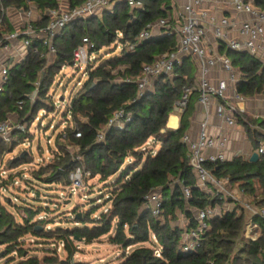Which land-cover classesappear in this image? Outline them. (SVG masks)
Wrapping results in <instances>:
<instances>
[{
  "label": "trees",
  "instance_id": "trees-1",
  "mask_svg": "<svg viewBox=\"0 0 264 264\" xmlns=\"http://www.w3.org/2000/svg\"><path fill=\"white\" fill-rule=\"evenodd\" d=\"M83 0H69L70 5ZM143 9L130 11L125 4H116L112 13L105 12L100 18L90 17L87 20H74L63 29L62 35L54 40L56 56L54 62L45 66V61L38 53L28 51L25 58L11 66L7 80L0 90V121L7 113L17 111L20 120L31 122L38 109L48 108L45 102L47 90L54 76L63 65H74L73 50L88 35L95 43L98 52L103 46L114 41L120 43L118 55L99 59L100 62L89 64L88 78L70 100L68 111L72 121L76 123L80 136L75 137L71 127L57 136L55 156L46 164L39 163L31 171V178L40 182H59L66 184L67 172L75 165V157H79L90 177L98 176L107 183L108 191L105 202H109L106 212L102 211L92 217V211H72L74 227L45 228L40 221L34 219L39 210H28L17 223L12 215L0 210V244L1 257L14 253L20 258L17 264H55L59 260L56 249H50V255L42 258L28 256V248L24 247L27 233L43 242L57 243L63 241L68 264L76 246L74 240L91 242L107 233L116 220V229L110 242L120 245L123 252L127 246L149 241L151 233L155 234L161 245V256L156 257L151 247L136 246L130 252L123 253L119 264H264L259 254L264 246V222L259 219L262 232L255 241L242 237L244 213L236 209L227 211L222 217L209 221V228L201 234L200 243L193 249L184 251L182 235L184 229L172 225L178 212L192 216V208L205 205H222V199L210 196L195 185L190 167L187 165L188 149L181 137L188 129L190 117L194 111L197 93L193 91L186 108L180 114L179 126L176 129L166 128L172 105L181 95L183 85H193L195 66L189 58H184L181 65L174 70L172 78L161 76L154 81L153 88L138 95L133 81H124L127 76L140 73L144 63L150 62L156 55L175 48L173 36H152L137 40L140 31L147 23L165 15V8L170 7L171 0H142ZM5 7L25 10L29 3L43 12L57 5V0H0ZM254 4L264 10V0H253ZM45 18L41 23L45 22ZM10 30L8 19L3 17L0 27V42L5 31ZM121 32V36L117 33ZM132 46V48H129ZM233 54L231 61L242 72V78L236 83V90L245 97L264 93V64L245 52ZM122 65V69L113 72ZM40 77L38 98L30 103L25 100L21 109L15 104L23 99L24 93L33 90L34 81ZM120 80H115L118 78ZM50 104V105H49ZM49 106H52L49 103ZM123 108L130 112L131 119L123 129L106 123L112 113ZM26 116V117H25ZM238 121L243 124L248 137L257 146V140H264V133L251 129L250 124L264 128V119L257 121L246 114H238ZM104 129V139L96 140V133ZM20 142L27 138V131H15ZM156 140V152L142 150V145L149 139ZM61 139L63 143H60ZM4 141L0 140V162L5 153ZM19 142V141H18ZM17 143V142H15ZM73 146L71 154L66 147ZM11 165L13 161H9ZM217 177L227 176L229 181L238 184L245 193L256 201L264 198V160L259 158L252 162L241 157L209 166ZM64 170V174L59 172ZM21 174L10 173L8 179ZM114 177V178H113ZM179 181V182H178ZM25 182L32 183L28 178ZM181 186L190 187L187 201L182 195ZM160 190L165 197L162 202V218L156 219L147 209H142L144 196L151 190ZM34 193H37L34 192ZM77 222V224H75ZM190 226L194 225L193 220ZM41 227V228H36ZM36 240V239H35ZM36 242V241H35ZM9 259L4 261L8 264Z\"/></svg>",
  "mask_w": 264,
  "mask_h": 264
},
{
  "label": "built area",
  "instance_id": "built-area-1",
  "mask_svg": "<svg viewBox=\"0 0 264 264\" xmlns=\"http://www.w3.org/2000/svg\"><path fill=\"white\" fill-rule=\"evenodd\" d=\"M118 3L126 4L130 11L144 8L142 0H83L73 5L66 0H57L56 6L47 8L43 12L39 11V15L35 16L34 12L37 8L32 3L22 10L5 7L0 2V27L3 17H7L9 11L17 18L14 29L3 34L0 47L9 49L8 47L11 46L12 53L9 57L17 62L22 61L28 51L38 53L47 66L54 62L56 56L54 40L62 35L64 27L69 22L85 21L90 17L100 18L107 11L112 13ZM43 17L46 21L42 24ZM117 35L121 36V32ZM165 35L174 37L175 48L156 55L150 62L142 65L139 74L127 76L124 81H133L138 95H141L146 90L152 89L154 81L159 77L172 78L175 75V68L181 65L184 58H189L195 66L194 82L193 85L182 86L180 97L172 105V112L181 114L187 106L191 93L195 91L198 104L206 109L214 103L215 115L228 127L236 125L235 118L245 112L244 103L248 97L236 90V83L242 78V72L233 65L227 52H245L264 64V10L256 6L253 0H171L170 7L165 8V15L147 23L138 34L137 40ZM220 48L225 51L220 52ZM97 53L95 43L85 35L73 50L74 64H84L88 74L87 66L94 62ZM10 66L6 60L0 63V90L3 87L1 84L4 85L7 80ZM39 86L40 77L34 81L30 93H24L23 99L16 100L15 104L19 109L22 108L25 100L32 103L38 98ZM130 119V112L119 108L109 117L105 128L113 126L116 129H123ZM70 127L75 137L80 136L74 121ZM24 130V120L12 121L6 118L0 121V138L4 141L17 140V134L14 132ZM27 139L21 141L22 145L30 146ZM103 139L104 129L96 133L97 141ZM181 141L188 149L187 165L191 169L195 185L206 194L222 199V205L225 200L236 203L233 209H236L238 214L243 212L245 217L242 237L250 241L257 240L262 232L258 221L260 219L264 222V198L260 202L238 200L226 188L230 182L229 178L215 176L209 167L226 161V134L222 131L216 135L210 134L207 131V122L203 120L199 123L195 137L185 132ZM155 143L154 138H149L141 149L150 151L154 155ZM255 151L258 157L264 160V140L259 143ZM75 161V165L66 176L70 195L76 193L78 187H83L90 176V171L84 168L78 156L75 157ZM4 174L5 171L0 169V193L18 184L16 176L9 181L8 175L4 176ZM19 176L24 180L27 177L25 173ZM181 189L187 205L190 187L181 186ZM241 192L244 190L241 189ZM164 198L160 190H151L144 196L142 207L149 210L154 218L163 220ZM7 200L10 201V198ZM222 205L192 208V216H184L186 223L182 235L184 251L193 250L200 243L201 234L209 228L210 220L222 217L227 211L233 210H227ZM107 209L108 207L103 211L106 212ZM37 219H46V215H37ZM191 220L194 222L193 226L189 225ZM46 228L49 229L50 226L46 225ZM31 241L33 242V239ZM149 242L153 255L160 257L162 247L155 234L151 233ZM63 244V241L57 242V249L63 248ZM129 247L125 248V252ZM259 254L264 258V246L260 247Z\"/></svg>",
  "mask_w": 264,
  "mask_h": 264
},
{
  "label": "rangeland",
  "instance_id": "rangeland-1",
  "mask_svg": "<svg viewBox=\"0 0 264 264\" xmlns=\"http://www.w3.org/2000/svg\"><path fill=\"white\" fill-rule=\"evenodd\" d=\"M11 18H14L13 15H11ZM120 49L121 46L118 41L101 47L94 62L91 64L97 65L101 59L118 55ZM237 54L235 53L234 56ZM227 55L231 58L233 54L228 53ZM122 68V65L117 66L113 72ZM87 76L86 67L82 63H75L73 66H61L47 90L48 98L44 99L46 103H51L52 106L47 104L48 108L36 111L31 122L25 121V131L27 133L24 135L27 136L30 146L22 145L20 138H18L20 137L19 135H17V140H13L12 142L3 140L5 153L2 155L0 169L5 171L4 176L10 173H25L27 175L26 179L28 178L32 182H25L24 179L20 178L19 174L16 176L18 184L10 186L7 191L0 193V210L10 213L17 223L22 222V216L26 214L24 211L28 213V210L22 208L25 207L27 209L39 210L36 213L37 215H46L45 221H40L45 228L46 225H49L53 229L57 227L72 228L75 226L72 220V211L74 209L80 214L81 212L91 210V216L94 217L110 204L109 202H105V194L108 191L106 185L111 178L108 179L107 183H104L98 179V176H89L85 181V185L81 188L78 187L76 189L77 192L72 195L68 194L67 185L61 181L40 182L31 178V171L36 169L39 163L46 164L51 161L59 149L56 144L58 134L66 126L70 127L73 122L68 111L70 100L86 81ZM115 80L120 79L118 77ZM58 141L63 143L61 139H58ZM74 149L71 145L66 147V150L71 154L74 152ZM24 150L27 153L22 158L20 155ZM10 160L15 161L13 165L9 162ZM36 191L37 193H34ZM7 198H10V201ZM37 215L34 216L33 220L37 219ZM180 218L181 215L178 212L177 218L171 221L172 225L183 226L179 220ZM115 229L116 220H113L110 230L98 239L91 242L74 240L73 245L77 249L73 253L71 261L77 264H119L123 258V253L130 252L134 247L140 245L151 247L150 242L146 241L133 244L126 252L125 249L123 252L120 245L110 242V237L114 235ZM24 238V247L28 248V256H35L40 259L44 255H50V249L55 248L58 260H67L66 251L63 248L57 249L56 243L55 245L52 244V240L43 242L42 238H37L31 233H27ZM31 239H33V242ZM2 248L3 246L0 244V251H2ZM7 259H9L8 264H17L20 260L14 253H7L0 258V264H4V261Z\"/></svg>",
  "mask_w": 264,
  "mask_h": 264
},
{
  "label": "crops",
  "instance_id": "crops-1",
  "mask_svg": "<svg viewBox=\"0 0 264 264\" xmlns=\"http://www.w3.org/2000/svg\"><path fill=\"white\" fill-rule=\"evenodd\" d=\"M69 1V0H66ZM7 19L10 25V30L12 31L14 29V26L17 21L16 17L11 18V15H14L13 12H8ZM35 16L39 15V10H35L34 12ZM7 32V31H5ZM4 32V33H5ZM1 46V45H0ZM9 49L0 47V63L6 62L9 63V65L13 66L16 64L17 61H12L9 55L12 53V47L9 46ZM224 49L220 48L219 51L223 52ZM10 66V67H11ZM220 75V74H219ZM3 86V83L1 84ZM3 88V87H1ZM245 112L242 114H246L250 116L253 119H257V121L264 119V93H257L251 97H248L247 100L244 103ZM173 117L174 121L173 123H169L170 118ZM6 118L11 119L12 121H21L19 118V114L17 111L9 112L7 113ZM5 118V119H6ZM236 125L232 127H228L219 117L215 115L214 112V103L210 105L208 108H203L198 102L195 103L194 111L190 117V123L188 126V129L186 132L190 134L191 137H195L198 131L199 123L203 120L207 122V131L212 134L216 135L218 132H224L227 136V150H226V160L230 161L235 157H241L245 160H249V157L253 151L256 150L259 143L261 141L257 140V146H255L252 142V140L248 137L247 132L245 130V127L243 124H241L238 121V118L236 116ZM180 121V114L171 112L167 118L166 122V128L168 129H176L179 126ZM251 129H256L258 132L264 133V128L259 127L257 124H250ZM1 140V138H0ZM224 177V176H222ZM227 190L235 196L240 201H253L254 197H250L247 193L241 192V187L236 183L229 182L226 185ZM222 207H225V209H233L236 207V203L232 201L225 200L223 202ZM144 209V207H142ZM181 218L179 219L183 226H180L182 229H185L186 223L184 221V214L180 213Z\"/></svg>",
  "mask_w": 264,
  "mask_h": 264
},
{
  "label": "water",
  "instance_id": "water-1",
  "mask_svg": "<svg viewBox=\"0 0 264 264\" xmlns=\"http://www.w3.org/2000/svg\"><path fill=\"white\" fill-rule=\"evenodd\" d=\"M25 153H27L26 150L22 151L20 157L23 158L24 155H25ZM258 158H259V157H258L257 152H256V151H253V152L251 153L250 157H249V161L255 162V161L258 160ZM59 172H60L61 174H64V170H63V169H60ZM79 216H80V213H77V214H76V217H79ZM36 228H41V227H36ZM1 253H2V252H0V255H1ZM55 264H68V260H66V259H60V260H59L57 263H55Z\"/></svg>",
  "mask_w": 264,
  "mask_h": 264
},
{
  "label": "bare ground",
  "instance_id": "bare-ground-1",
  "mask_svg": "<svg viewBox=\"0 0 264 264\" xmlns=\"http://www.w3.org/2000/svg\"><path fill=\"white\" fill-rule=\"evenodd\" d=\"M173 121H174V118L171 117L170 120H169V123H173Z\"/></svg>",
  "mask_w": 264,
  "mask_h": 264
}]
</instances>
